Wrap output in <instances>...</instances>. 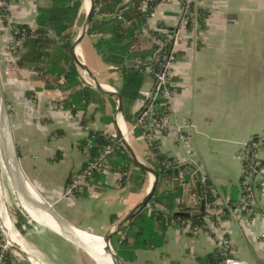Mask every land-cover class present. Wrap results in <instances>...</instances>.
<instances>
[{"label": "crops", "instance_id": "crops-1", "mask_svg": "<svg viewBox=\"0 0 264 264\" xmlns=\"http://www.w3.org/2000/svg\"><path fill=\"white\" fill-rule=\"evenodd\" d=\"M184 3L161 0L147 18V32L138 35L152 42L149 31L167 29L180 34L171 70L175 90L171 122L194 124L189 131L194 164L188 162V153L174 131L157 137L158 149L181 168L192 164L204 172L216 209L209 222L212 229L190 232L169 225L161 246L137 249L134 259L123 264H200L199 258L219 249V238L223 236L229 239L234 258L243 264H263L264 142L256 152L257 172L249 176L244 173L241 152L243 142L264 136V0H195L205 16L194 34L183 23ZM11 5L13 21L35 27L34 3L13 0ZM81 8L74 40L81 33L78 21L85 17ZM87 35L76 46L75 55L104 88L118 92L119 70L108 65L109 70L117 71L119 82L117 78L102 82L88 67L83 49ZM10 38V28L0 18V77L20 169L36 192L66 221L82 231L103 236L138 204L153 180L147 172L143 180L137 177L139 166L122 144L131 159L125 172L113 159L106 171L93 175L82 192L63 198L70 177L85 163L86 152L80 142L89 130L122 136L135 157L152 167L149 140L136 132L135 121L124 119L122 109L120 115L116 114L117 98L109 94L102 92L104 95L91 100L86 109L74 113L63 108L62 100L71 91L85 84L97 89L88 73L78 67L80 83L70 89L45 87L38 73L17 64L8 65ZM143 76L138 93L152 83L151 76ZM140 101L139 93L131 105L132 114L138 111ZM82 117L84 124L80 122ZM173 179L166 182L172 188ZM244 184L248 191H244ZM180 188L174 210H179L178 205L196 210L189 193ZM13 233L19 237L15 236L21 247L28 250L22 233L17 229Z\"/></svg>", "mask_w": 264, "mask_h": 264}, {"label": "trees", "instance_id": "trees-1", "mask_svg": "<svg viewBox=\"0 0 264 264\" xmlns=\"http://www.w3.org/2000/svg\"><path fill=\"white\" fill-rule=\"evenodd\" d=\"M94 1L93 18L88 34L96 36L93 45L102 59L110 65L111 69L115 66L119 70L121 83L118 92L122 115L126 121H135L137 113L132 114L130 109L139 95L138 89L143 83L144 76L133 66L127 67V64L135 59L145 61L154 54L156 45L149 38H141L138 34L143 27H147V18L158 0L149 1L145 11L140 8V0H132L121 10H118V6L122 0ZM34 2L36 5L35 27L32 28L25 23L16 24L19 30L26 32L16 64L38 73V76L45 81V87L56 86L64 90L70 89L80 83L72 44L75 35L74 25L82 0H34ZM99 4L100 6L96 9ZM197 12L199 21L202 23L205 12L201 8H198ZM3 22L6 24L4 19ZM149 33L158 35L156 31H149ZM101 95L104 94L85 84L71 91L67 98L62 100L61 106L74 113L78 109H86L91 100H97ZM80 122L84 124L83 117ZM136 132L141 130L138 128ZM111 136L108 132L89 130L87 137L80 142V148L83 150L84 146L90 144V155H96L98 150L109 142ZM149 143L151 157L148 159L158 173V182L149 201L151 209L145 206L111 239L122 262L133 260L137 249L159 247L164 243L165 229L169 226L166 223V217L201 226L203 216L207 213L204 208L191 211L180 205H178L179 210H174L177 206L176 198L181 196V188L179 186L174 189L168 186L166 181L168 183L171 181L174 169L180 165L172 157L159 151L158 139L149 140ZM113 159L121 168V172H125L127 169L125 165L131 163L122 144L119 148L114 146L112 153L108 156V165ZM145 175L146 171L138 167L137 177L143 180ZM193 191L205 203L212 200L208 183L206 186L201 184L199 190L193 188ZM15 217V228L20 233L24 232V227L29 226L26 218L19 211H15ZM3 258L5 264H12L14 259L6 251L3 252ZM221 261L219 249L199 258L200 264H220Z\"/></svg>", "mask_w": 264, "mask_h": 264}, {"label": "built area", "instance_id": "built-area-1", "mask_svg": "<svg viewBox=\"0 0 264 264\" xmlns=\"http://www.w3.org/2000/svg\"><path fill=\"white\" fill-rule=\"evenodd\" d=\"M154 0H140L139 5L142 11H145L148 2ZM161 0H158V3ZM5 0H0V8L4 10L3 18L10 28L12 43L8 48L9 60L8 65L15 66L19 59L22 41L26 36L25 31L18 29L15 23L9 21L5 13ZM100 6H96V9ZM155 7V6H154ZM153 7V8H154ZM195 0H185L183 6V23L187 26L191 34L195 33L199 27V14L197 12ZM204 17V16H203ZM8 19V20H7ZM155 31V30H154ZM146 27H143L140 33H146ZM158 35H152V43L156 45L154 54L148 57L145 61L140 59L133 60L127 67L133 66L143 75H149L152 78V83L149 88L141 89L140 106L138 108L137 116L135 118L134 126L141 130V135L148 140L157 139L159 135L166 131H174L177 140L186 149L189 157V163H193V149L192 141L189 131L194 129V124L191 122H171L172 118V99L175 96V90L171 79V70L176 60V48L180 43V34L177 31L167 29H156ZM114 69H117L115 66ZM62 79V78H61ZM60 79V80H61ZM264 142V136L252 137L250 140L243 142L241 156L244 160V173L249 176L257 172L259 161L257 159V148L259 144ZM122 144L120 138L112 135L109 142L98 150L96 155L91 156L89 153L90 144L84 146L83 150L86 152V159L84 166L74 173L62 194L63 198L72 197L75 194L82 192V190L89 183L94 174L104 172L108 169V156L112 153L114 146L120 147ZM194 164V163H193ZM183 165L178 171V185L181 186L189 194V199L196 210L202 200L194 191L193 185L195 182V170ZM196 170L200 171L199 186L202 184L206 186L207 177L198 166ZM167 182V181H166ZM244 191H248L247 184H244ZM146 207L151 209V204L148 202ZM204 209L207 212L203 216V225H192L187 221H176L173 218L166 217V223L170 226L183 228L190 232H197L201 229H212L209 222L211 216L215 213V208L212 201L204 202ZM0 239V264H5L3 252L7 251L9 242L4 243ZM219 250L222 257V264H243L232 256V248L228 238H219ZM169 264V263H167Z\"/></svg>", "mask_w": 264, "mask_h": 264}, {"label": "water", "instance_id": "water-1", "mask_svg": "<svg viewBox=\"0 0 264 264\" xmlns=\"http://www.w3.org/2000/svg\"><path fill=\"white\" fill-rule=\"evenodd\" d=\"M132 0H127L126 2L121 3L118 6V10H121L127 4H129ZM91 5L87 12H85L84 22L82 24L81 33L75 38L72 44L73 50V58L74 62L82 70H85L90 78L93 80L95 87L106 94L114 96L117 98V106H116V114H121V101H120V93L119 92H109L103 88V86L97 81L96 77L92 75V73L88 70V68L84 65V63L75 55V49L80 40L88 33V29L90 27L93 12H94V0H90ZM133 62H129L131 64ZM0 119L2 121L1 128H0V156L2 159L3 166L7 172V175L12 183V186L22 205L28 206L32 210L36 212L46 213L50 218L53 220L55 227L50 225L46 222H41L39 219H34L31 214H29L24 208L25 212L38 224L44 225L57 233L59 236L67 240L68 242L72 243L83 252H85L96 264H101V260L99 259L100 255L95 250L94 243L86 240L78 233V230L81 229L76 228L68 221H66L60 214L48 203L46 202L33 188L30 182L26 179L23 172L20 169L19 162H18V155L16 150V145L14 142L11 123H10V114L8 105L6 102V98L4 95L1 77H0ZM121 142L128 150L129 155L131 156L133 162L145 170L151 177H152V184L145 194V196L138 202V204L132 208L121 220H119L108 232H106L102 237L104 242L105 250L110 256L111 264H123L122 260L118 256L117 252L111 245L112 237L118 233L121 228L127 224L133 217H135L150 201L152 193L157 185L158 182V173L150 166L144 164L140 160H138L129 146L124 142L123 137L121 136ZM186 166L190 167L191 169L195 170V187L196 190H199V178H200V171L196 170L195 166L192 164H185ZM181 168V167H180ZM178 171L179 167H176L173 171V186L176 188L178 186ZM2 187V186H1ZM204 208V201L201 200L199 204V210H203ZM3 228V227H2ZM16 243V242H15ZM17 244V243H16ZM19 245V244H18ZM20 248V247H19ZM25 254L28 255L29 260L34 264L35 257L32 256L27 250L20 248ZM105 257V256H103ZM34 260V261H33Z\"/></svg>", "mask_w": 264, "mask_h": 264}, {"label": "rangeland", "instance_id": "rangeland-1", "mask_svg": "<svg viewBox=\"0 0 264 264\" xmlns=\"http://www.w3.org/2000/svg\"><path fill=\"white\" fill-rule=\"evenodd\" d=\"M29 1H31L35 5L34 0H29ZM11 2H13V0H9L8 2L5 1L6 3V5H4L5 13L9 21H12L13 23L17 24L15 21H13V16L11 12L12 10ZM3 12H4L3 9L0 10L1 19L3 18ZM81 15H83V13H81ZM83 20L84 19L81 18L78 21L77 29H79V32L81 31L82 28L81 25L83 23ZM199 24H201L200 21ZM95 39L96 37L87 35L83 43V49L86 56L88 67L97 73V78L99 81L109 82L110 78H117L119 82V75L117 71L109 70L108 64L102 59L101 55L95 49L93 45ZM10 42H12L11 38L7 44L8 45L7 49L12 44ZM114 90L117 91L116 88ZM0 186H2L0 193V205L4 206L7 218H9L8 220L12 224L14 231L16 230L15 211H19L26 218L29 227L27 228L24 227L26 229L24 230V232H22L21 236L25 240L27 245L30 247L28 248L27 251L40 262L39 264H96L94 260H92L81 249H79L72 243L68 242L67 240L59 236L57 233H55L48 227L38 224L25 212V210L23 209L24 206L22 205V202H20L18 194L16 193L14 188L11 187V181L3 166L1 156H0ZM4 223L5 221L3 220V227L5 228ZM4 228H2V221L0 219V236L4 240L3 241L4 243L7 242L10 243V244L7 243L8 249L6 252H8L14 257L12 264H33L29 260L28 255L25 254L20 249L21 248L20 245L9 241L8 237L5 235ZM17 238L19 237L17 236Z\"/></svg>", "mask_w": 264, "mask_h": 264}, {"label": "bare ground", "instance_id": "bare-ground-1", "mask_svg": "<svg viewBox=\"0 0 264 264\" xmlns=\"http://www.w3.org/2000/svg\"><path fill=\"white\" fill-rule=\"evenodd\" d=\"M90 5H91L90 0H83V3L81 5L82 6L81 11L84 12V13L87 12L89 10V8H90ZM104 89L107 90V91H109V92H114L113 90H109V89H106V88H104ZM1 123H2V121L0 119V128H1ZM0 193H1V186H0ZM0 207H1V210H0V219L2 221V227H3V220L5 221V223H4L5 224V228L3 227L4 228L5 235L7 237L10 236V239L12 240V242H14V243L16 242L17 244H19L20 246H22L21 245V242H19L16 239V237H15L16 235H13L14 234L13 233V229H12L13 226L9 222V220H8L9 218H7V215H6V211L4 209V206L3 205H0ZM24 209L29 214H31V216H33L34 219H39V220H41V222L49 223L50 225H52V226L55 227V224H54L53 220L46 213L36 212V211L32 210L31 208H29L28 206H25ZM2 218H3V220H2ZM78 233L80 234V236H82L86 240L94 243V246L93 247L95 248V250L100 255L99 259L102 262L101 264H111L110 256L108 255V253L105 250L104 242H103L102 237L100 235H93L91 233H87V232L82 231V230H80V231L78 230ZM103 256H105V257H103ZM34 260H35L34 264H38L37 263L38 260L36 258Z\"/></svg>", "mask_w": 264, "mask_h": 264}]
</instances>
